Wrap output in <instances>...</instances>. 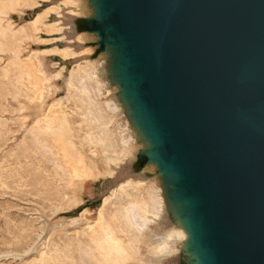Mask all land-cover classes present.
Masks as SVG:
<instances>
[{"label": "water", "instance_id": "95a60500", "mask_svg": "<svg viewBox=\"0 0 264 264\" xmlns=\"http://www.w3.org/2000/svg\"><path fill=\"white\" fill-rule=\"evenodd\" d=\"M49 8L60 40L39 47L75 53L46 60L61 95L89 66L128 151L102 199L141 184L151 237L179 233L155 264H264V0H50L22 19Z\"/></svg>", "mask_w": 264, "mask_h": 264}, {"label": "bare ground", "instance_id": "6f19581e", "mask_svg": "<svg viewBox=\"0 0 264 264\" xmlns=\"http://www.w3.org/2000/svg\"><path fill=\"white\" fill-rule=\"evenodd\" d=\"M49 1L0 0V69H4V74L0 76V101L6 97L12 100L16 96L14 87L7 82L8 73L13 71L31 95L25 110H34L35 113L26 118L31 117L30 125L39 127L43 137L48 139L69 171L71 180L62 176L60 169L51 161L53 153L50 146L37 138L33 129L23 139L26 145L16 154L15 162L27 175L26 182L42 191L44 200L52 208L60 207L59 212H62L81 207L88 186L112 179L128 151L121 137L110 129L111 118L106 117L93 86L94 78L89 66H74L65 80L64 94H58V82L64 77L65 68L58 67L50 72L46 60L50 55L67 60L75 57V53L70 48L39 47L60 40L55 37L61 32L59 24L48 21L51 12L58 9L49 8L30 20L22 21L27 11ZM32 154L51 164L56 175L54 181L58 183H48L41 173L22 166L30 162ZM67 189L69 191L65 194ZM157 214V201L151 189L132 181L120 184L103 197L95 211L84 208L78 215L64 217V222L54 228L67 235V243L55 251L53 258L49 254L51 237L48 235L49 238L47 236L40 244L48 238L39 250L37 262H161L174 252L175 238L179 237V233L174 231L151 237L150 227Z\"/></svg>", "mask_w": 264, "mask_h": 264}, {"label": "rangeland", "instance_id": "374dc122", "mask_svg": "<svg viewBox=\"0 0 264 264\" xmlns=\"http://www.w3.org/2000/svg\"><path fill=\"white\" fill-rule=\"evenodd\" d=\"M30 17L31 14L27 15V18ZM46 63L49 66L50 61ZM3 70L0 69V76L4 74ZM48 71L51 72L53 69ZM7 82L17 93L12 100L6 97L0 101V264H40L37 262L39 250L47 243L49 236L51 237L49 254H52L53 258L55 251L67 243V235L54 227L63 223L64 217L78 215L84 208L95 211L106 192L105 185H111L112 181L88 186L84 204L79 208L62 212H59L60 207L52 208L50 203L44 200L42 191L26 182L27 175L15 162L16 154L26 145L23 139L27 137V133L33 129L37 138L50 146L53 153L50 155L51 161L60 169L62 176L70 181L71 175L48 139L43 137L39 127L30 125L32 118H26L35 113L34 110H25L30 101V92L23 87L13 71L8 73ZM61 91L58 90V94H61ZM50 165L48 161L32 154L30 162L22 166H27L34 173H41L48 183L56 184L58 183L54 181L56 175ZM68 191L69 189L65 194ZM47 236L45 243L40 246ZM78 242L81 243V239H78ZM49 264L59 262L51 260Z\"/></svg>", "mask_w": 264, "mask_h": 264}]
</instances>
